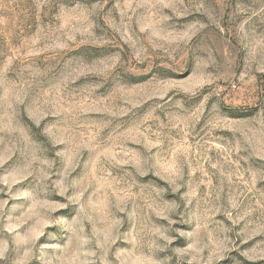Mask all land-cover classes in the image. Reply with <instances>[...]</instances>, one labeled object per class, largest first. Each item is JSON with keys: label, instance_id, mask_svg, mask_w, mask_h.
I'll list each match as a JSON object with an SVG mask.
<instances>
[{"label": "rangeland", "instance_id": "1", "mask_svg": "<svg viewBox=\"0 0 264 264\" xmlns=\"http://www.w3.org/2000/svg\"><path fill=\"white\" fill-rule=\"evenodd\" d=\"M0 264H264V0H0Z\"/></svg>", "mask_w": 264, "mask_h": 264}]
</instances>
